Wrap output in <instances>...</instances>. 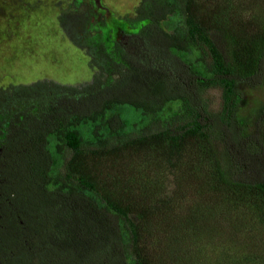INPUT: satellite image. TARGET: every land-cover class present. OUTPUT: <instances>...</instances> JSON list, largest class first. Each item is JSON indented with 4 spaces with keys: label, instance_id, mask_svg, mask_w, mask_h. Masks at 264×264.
<instances>
[{
    "label": "rangeland",
    "instance_id": "obj_1",
    "mask_svg": "<svg viewBox=\"0 0 264 264\" xmlns=\"http://www.w3.org/2000/svg\"><path fill=\"white\" fill-rule=\"evenodd\" d=\"M200 1L205 2L199 14L214 25L241 35L264 32V0H231L233 8L214 7L217 19L210 11L219 0ZM147 2L0 0V189L10 190L4 174V152L15 115L28 111L38 116L54 110L61 92L53 83L81 89L89 84L94 88L110 86L121 80L126 66L112 48L148 23ZM33 85L39 87L36 96L18 95V89ZM139 88L144 87H139L138 75L120 86L122 93L133 96H139ZM72 92L64 94L74 98L76 93ZM205 98L218 111L227 103L217 89L208 90ZM261 101L264 86L247 92L240 113H247ZM125 114L133 116L131 111ZM64 153L65 175L75 182L89 183L107 201L127 210L138 232L136 250L145 264H264L260 198L218 189V183H213L212 157L198 136L174 150L166 139L157 137L141 143L129 139L114 152L85 149ZM24 182L15 187L30 220L34 222L42 212L40 217L45 219L41 222H62L64 228L60 224L53 229L54 240L65 232L73 238L79 236V241L72 239L64 245L73 252L72 261L88 264L103 256L98 251L107 249L112 240L109 219L105 224L79 216L63 197L43 193L30 179L26 185L33 189L24 190ZM56 199L61 207L52 205ZM2 206L0 200V214ZM78 228L85 232H78ZM80 249L81 254L88 253L82 261Z\"/></svg>",
    "mask_w": 264,
    "mask_h": 264
},
{
    "label": "trees",
    "instance_id": "obj_2",
    "mask_svg": "<svg viewBox=\"0 0 264 264\" xmlns=\"http://www.w3.org/2000/svg\"><path fill=\"white\" fill-rule=\"evenodd\" d=\"M204 2L149 0L148 23L112 48L126 66L121 80L81 89L53 83L61 92L54 110L38 116L28 111L15 115L4 152L11 204L5 202L1 207L5 217L0 238L6 247L0 264H76L71 260L73 252L64 245L72 239L79 241V236L65 232L54 240L53 229L62 222H41L45 219L40 217L42 212L34 222L30 220L19 202L21 192L16 191L15 184L24 182L19 177L25 179L24 190L33 189L26 185L30 179L43 193L63 197L79 216L99 223L109 219L112 240L107 249L98 251L103 256L88 264H145L136 250L138 232L127 210L107 201L89 183L65 175L66 151L114 152L129 139L141 143L157 137L166 139L174 150L198 136L212 157L213 183H218V189L257 196L264 213V101L240 113L247 92L264 86V32L241 35L214 25L199 14ZM214 4L213 13L220 5L233 8L231 0ZM137 75L139 87H144L139 88V96L122 93L120 86ZM36 87L18 89V95L34 97L39 91ZM210 89L219 90L227 100L220 111L212 109L205 98ZM69 90L76 93L74 98L64 94ZM52 203L61 207L57 199ZM87 255L83 252L79 260Z\"/></svg>",
    "mask_w": 264,
    "mask_h": 264
},
{
    "label": "flooded vegetation",
    "instance_id": "obj_3",
    "mask_svg": "<svg viewBox=\"0 0 264 264\" xmlns=\"http://www.w3.org/2000/svg\"><path fill=\"white\" fill-rule=\"evenodd\" d=\"M4 163H6V160H4ZM0 190H2V191H0V200H3V204H5V202H8L9 204H11V201H8V197H7V196H9V195H7L9 192H7L6 190H3V188H1ZM4 196H5V198L7 200H4ZM13 207L15 208V206H13ZM13 207H11L10 209H13L14 210ZM4 217H5V213L0 214V228H3L4 227L3 226V219H4ZM4 243L5 242L2 241V239L0 238V254H2V253L4 254L5 253V249H4L5 244ZM0 263H2V260H0Z\"/></svg>",
    "mask_w": 264,
    "mask_h": 264
}]
</instances>
